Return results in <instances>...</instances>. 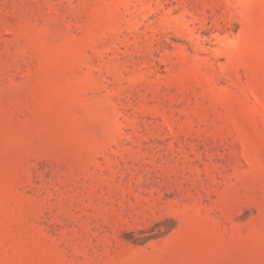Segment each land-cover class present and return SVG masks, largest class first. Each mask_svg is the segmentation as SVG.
<instances>
[{"label":"rangeland","instance_id":"374dc122","mask_svg":"<svg viewBox=\"0 0 264 264\" xmlns=\"http://www.w3.org/2000/svg\"><path fill=\"white\" fill-rule=\"evenodd\" d=\"M0 264H264V0H0Z\"/></svg>","mask_w":264,"mask_h":264}]
</instances>
